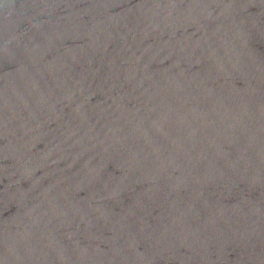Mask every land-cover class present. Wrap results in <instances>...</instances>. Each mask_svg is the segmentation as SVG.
Listing matches in <instances>:
<instances>
[{
  "label": "water",
  "instance_id": "water-1",
  "mask_svg": "<svg viewBox=\"0 0 264 264\" xmlns=\"http://www.w3.org/2000/svg\"><path fill=\"white\" fill-rule=\"evenodd\" d=\"M0 264H264V0H0Z\"/></svg>",
  "mask_w": 264,
  "mask_h": 264
}]
</instances>
